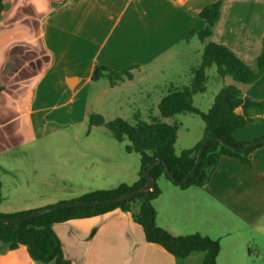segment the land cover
I'll return each instance as SVG.
<instances>
[{
  "label": "crops",
  "instance_id": "obj_1",
  "mask_svg": "<svg viewBox=\"0 0 264 264\" xmlns=\"http://www.w3.org/2000/svg\"><path fill=\"white\" fill-rule=\"evenodd\" d=\"M217 1L5 0L0 19V214L38 210L95 190L135 184L140 158L118 171L99 166L122 157L117 155V143L123 142L105 127L91 126L89 117L94 113L106 121L122 118L131 124L161 119L162 98L170 89L187 86L192 70L200 65L204 44L189 34L206 27L200 13ZM263 37L264 0H223L211 42L226 46L254 68ZM97 66L115 72L130 70L133 78L114 86L108 77L95 81ZM226 85H236L244 96L264 101V74L250 85L231 77L222 79L216 84L212 104ZM257 121L262 123L260 131L242 137L240 133L248 131L245 127L237 137L261 135L264 117ZM86 127L99 141L84 149L78 143L88 134ZM67 140L72 144L63 156ZM89 152L98 155L97 165L84 159ZM225 158L238 161L245 172L238 177L218 176V166L203 187L186 190L164 178L158 181L161 194L154 206L159 227L185 236L179 227L183 221L188 224L198 208L205 213L215 199L223 206L222 217L231 214L233 219H224L230 225L246 222L263 230L258 225L263 208L244 211L235 198L234 185L222 193L216 192L215 184L247 180L255 185L253 189L264 188V145L250 154L248 164L222 156L218 165L231 163ZM74 177L81 188L63 191V181ZM11 199L21 201L4 205ZM53 230L71 264H180L195 255L179 260L162 246L147 242L143 228L120 209L58 223ZM217 240L221 244V238ZM220 253L216 264H223ZM223 261L232 262L230 258ZM0 264L37 262L25 246L9 250L0 242Z\"/></svg>",
  "mask_w": 264,
  "mask_h": 264
},
{
  "label": "trees",
  "instance_id": "obj_2",
  "mask_svg": "<svg viewBox=\"0 0 264 264\" xmlns=\"http://www.w3.org/2000/svg\"><path fill=\"white\" fill-rule=\"evenodd\" d=\"M223 6L219 0L205 7L200 17L205 20L206 27L201 31L193 30L189 36L196 35L204 44L200 65L192 70V79L187 86L170 89L159 103L161 119L151 122L138 121L131 124L122 118L106 121L101 115L91 114V126L105 127L119 142L128 141L125 150L140 156L141 167L139 180L129 186L121 184L113 189H102L89 192L71 201H102L122 196L131 191L143 188L147 184L146 171L149 164L160 160L150 175L155 188L136 195L134 198L117 204L96 208H66L32 218L18 224H0V242L9 250L20 246L28 249L30 256L37 264H71L63 253L61 242L53 230V226L73 219L90 218L106 214L115 209L130 213L134 222L139 224L145 233L147 242L162 246L167 252L179 260H184L193 253L204 254L202 264H216L220 253V241L209 236L195 233L186 236H174L157 224V210L154 201L160 196L158 181L162 178L172 182L181 190L191 187H203L211 179L222 156L238 159L248 164L250 154L262 147L264 143L245 151L234 150L264 137V132L256 137L243 139L237 133L253 124L258 117H264V101H256L242 94L236 85L224 86L215 96L211 108L202 112L194 106V97L207 91L208 70L217 67L219 78L231 77L235 82L244 85L255 83L264 74V37L262 51L252 68L238 58L226 46L210 41L217 25ZM5 10V0H0V19ZM130 70L115 72L105 66H97L93 72V80L108 77L111 85L117 81L132 79ZM2 89L0 88V91ZM193 113L203 120L204 134L202 140L193 148L176 152L179 127L177 124L164 122L177 115ZM212 136L220 141L208 143L203 151L200 165L187 183L180 184L196 164L197 156L204 142ZM173 174V181L167 174L166 166ZM2 184L0 182V202L2 201ZM40 210V209H38ZM16 214H0V218L14 219L29 215L35 211Z\"/></svg>",
  "mask_w": 264,
  "mask_h": 264
},
{
  "label": "rangeland",
  "instance_id": "obj_3",
  "mask_svg": "<svg viewBox=\"0 0 264 264\" xmlns=\"http://www.w3.org/2000/svg\"><path fill=\"white\" fill-rule=\"evenodd\" d=\"M217 73V67L213 66L208 70V91L204 94L198 95L194 105L203 112H207L209 107L212 105L213 93H215V87L218 82H221ZM164 121L169 120L170 124H177L179 127V139L176 144V152L180 154L183 150L192 148L195 143L201 138L204 132V122L200 116L187 113L177 115L170 119H162ZM261 121H257L253 126H248L245 129H248L246 132L240 133V136H249L251 133H256L260 131L259 126ZM88 138L83 136V139L79 141L78 145L86 149V147L92 148L93 144H96L99 141L98 136L94 135L91 131V128L86 127ZM101 139L103 136H100ZM67 147L63 145V156L69 154L71 140H67ZM117 155L122 157H116V160L111 161V164L102 166V163H99L100 167L105 169H110V171L121 170L122 167H125L127 164L133 165L134 161L139 157L138 154L132 153V155H127L125 147L128 144V141H124L123 144L117 143ZM98 155L94 152H89L88 156H84V159L88 161V164L97 165ZM101 160V159H100ZM224 160L230 161L231 163H220L219 169L216 172L218 176L225 177H238L240 174L244 173L243 165L238 161L225 158ZM102 161V160H101ZM106 161V160H105ZM106 163V162H105ZM217 166V167H218ZM90 166L89 170L91 169ZM214 173V172H213ZM212 176V175H211ZM86 177V176H85ZM69 181H63V191H67L71 188L79 189L81 188L80 181L74 178H70ZM86 183H84L85 185ZM89 185V184H88ZM160 185V183H159ZM234 185L235 198L238 200V203L242 210L247 211L253 208H263L264 209V188H255L253 189V184H248L247 180L243 182L231 181H218L215 184L216 192L221 191L223 193L224 188ZM257 185V184H256ZM212 204L206 206V212L204 213V208H198V212L194 213L192 219L188 220V224L179 226L181 233L183 235H191L195 233H200L203 236L214 237L215 239L221 238V253L220 258L223 264H228L227 258L232 260L231 264H264V212L262 219L258 224L263 228L262 231L257 230L256 226H252L246 222H237L236 224L230 225L224 219H233L231 214H226L222 217L221 213L223 211V206L221 203L215 199ZM19 199H11L7 204H15L19 202ZM222 209V210H221ZM262 210V209H261ZM202 211V212H201ZM183 217H180L182 219ZM185 220L187 218L185 217ZM227 224L228 226H226ZM213 238V239H214ZM197 254V255H196ZM203 253H195L192 257L188 259V262L181 261L180 264H202Z\"/></svg>",
  "mask_w": 264,
  "mask_h": 264
},
{
  "label": "water",
  "instance_id": "obj_4",
  "mask_svg": "<svg viewBox=\"0 0 264 264\" xmlns=\"http://www.w3.org/2000/svg\"><path fill=\"white\" fill-rule=\"evenodd\" d=\"M213 141H220V139L218 137H216V136H212V137H209L204 142V145L200 149L199 154L197 156V160H196L195 166L193 167L191 172L188 174V176L182 182H180V184L187 183L188 180L192 177V175L196 172L198 166L200 165V162H201V159H202V154H203L205 146L208 143L213 142ZM221 142L223 144L233 148L234 150L245 151V150H248V149H250V148H252L254 146H257L259 144L264 143V137L259 139V140H257V141H255V142H252L250 144L242 146V147L231 146V145L227 144L225 141H221ZM160 163H164V162L160 161V160H157V161H154L151 164H149L148 169L145 172L146 176L148 177V180H147L146 186L143 187V188H139L137 190H134V191H131L129 193H126V194H124L122 196L111 198V199H108V200H102V201H67V202H62V203H59V204H55V205H51V206L42 208V209H40L38 211H35V212H33V213L29 214V215L22 216V217H19V218H14V219H3V218H0V224H18V223H22V222L28 221V220H30L32 218L42 216L44 214H47V213H50V212H54V211H57V210L66 209V208H96V207L108 206V205L117 204V203H120V202H123V201L130 200V199L134 198L136 195H138L140 193L148 192V191L153 190L155 188V183L153 181L152 176L150 175V171L155 166L159 165ZM165 166H166V170H167L168 176L173 181H175V179L173 177V174L169 170L168 166L167 165H165Z\"/></svg>",
  "mask_w": 264,
  "mask_h": 264
}]
</instances>
